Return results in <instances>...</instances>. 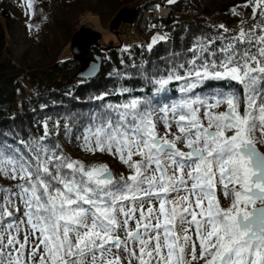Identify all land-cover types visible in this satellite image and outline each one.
I'll list each match as a JSON object with an SVG mask.
<instances>
[{"label": "snow or ice", "instance_id": "snow-or-ice-1", "mask_svg": "<svg viewBox=\"0 0 264 264\" xmlns=\"http://www.w3.org/2000/svg\"><path fill=\"white\" fill-rule=\"evenodd\" d=\"M242 7L247 29L220 24L165 69L145 68L139 89L90 97L99 103L79 129L46 120L39 136L0 132L11 182L0 185V264H264V0ZM61 128L127 174L68 154Z\"/></svg>", "mask_w": 264, "mask_h": 264}, {"label": "trees", "instance_id": "trees-1", "mask_svg": "<svg viewBox=\"0 0 264 264\" xmlns=\"http://www.w3.org/2000/svg\"><path fill=\"white\" fill-rule=\"evenodd\" d=\"M38 1L35 0L34 6L39 5ZM245 2L227 0L215 8L206 5L203 0H176L175 3H169L171 12L165 22L168 32L166 40L158 42L151 51L148 47L140 46L129 52L121 48L109 49L105 53L107 58H104L100 74L87 81L76 77L79 63L71 56L62 59L61 54L70 46L74 34L81 29L79 23L84 11L91 10L88 6V9L83 10L80 1H62L59 15H47L39 9L38 24L50 26L52 34V39L48 37L46 42L49 55L43 62L24 65L13 56L9 46V29L14 21L5 8L10 0H0V132L9 138L39 136L43 134L42 124L46 120L49 129L54 121H68L74 129L80 124L78 117L87 115L99 103L90 100V97L118 92L125 86L139 89L143 86L141 72L145 68L149 73L157 68L165 69L174 62L170 58L176 53H187L194 38L215 35L220 24H224L231 35L237 34L241 28L247 29L253 21L251 8L242 7ZM238 5L241 6L237 9L240 15L233 16L230 10ZM94 9L90 12L100 17V12ZM141 14L136 10L132 23L141 18ZM92 49L96 50L97 47ZM125 73L131 79H126ZM107 99L115 103L124 97L112 95ZM69 138L63 134V128L61 135L54 137L74 158L86 163H106L117 174L126 170L123 165H111L107 159L113 156L107 154L97 153L94 159H83L74 153L75 148L68 144ZM0 185L10 186L11 183L0 179Z\"/></svg>", "mask_w": 264, "mask_h": 264}, {"label": "rangeland", "instance_id": "rangeland-1", "mask_svg": "<svg viewBox=\"0 0 264 264\" xmlns=\"http://www.w3.org/2000/svg\"><path fill=\"white\" fill-rule=\"evenodd\" d=\"M62 1H80L83 6V10H92L95 8L97 12H100V17L95 12H90L91 10L84 11V17L79 23V29H91L94 33L101 35V40L99 41V46L97 47L93 54H99L104 58H107V51L113 48H121L122 50L129 52L132 51L136 46L148 47L154 36L162 35L165 36L162 31L163 27L160 28V19L165 21L164 14L159 15L156 11L155 6L159 5L161 7H167L168 0H39V5L35 6V15L26 14L29 12L27 8V0H10L5 10L9 17L14 21L12 27L9 29V46L11 47L13 56L24 65L34 64L36 62H43L47 59L49 53L47 52L46 42H48V37L52 39V34L49 31V27L40 26L38 21H40L39 9L46 13L47 15H59ZM208 6H213L225 3L227 0H203ZM88 6V7H87ZM129 9L134 12L139 10L141 18L130 24H122L121 27L116 30L113 27V22L118 17L120 10ZM135 14H133L134 16ZM132 16V17H133ZM130 17V19H132ZM132 21V20H131ZM33 25L30 30L28 25ZM159 27V28H158ZM102 49V50H100ZM100 52V53H99ZM104 52V53H103ZM106 53V54H105ZM61 58L73 57L71 52V44L68 45L64 51ZM78 63V62H77ZM224 109L221 108L220 111ZM79 129L76 126L74 130ZM260 134L257 133V136ZM68 144L75 148V154L81 156L83 159H94L97 157L95 155H88L82 153V150L77 142L72 138H69ZM260 151L264 152V147L260 148ZM111 165L122 166L117 158L112 157L107 159ZM127 174L126 170L123 171ZM10 182V181H9ZM11 183V182H10ZM218 198L221 201L222 206H228L229 201L225 199L222 193L217 189ZM199 253V248H197ZM135 264V261H133ZM203 264V262H200Z\"/></svg>", "mask_w": 264, "mask_h": 264}, {"label": "water", "instance_id": "water-1", "mask_svg": "<svg viewBox=\"0 0 264 264\" xmlns=\"http://www.w3.org/2000/svg\"><path fill=\"white\" fill-rule=\"evenodd\" d=\"M135 14L129 9L120 10L118 17L113 22V27L118 30L122 24L132 23L130 17ZM101 35L94 33L91 29L81 28L74 34L71 41V52L73 59L79 63V69L76 77L83 80H93L101 72L103 60L99 54L90 56L92 46H99Z\"/></svg>", "mask_w": 264, "mask_h": 264}, {"label": "built area", "instance_id": "built-area-1", "mask_svg": "<svg viewBox=\"0 0 264 264\" xmlns=\"http://www.w3.org/2000/svg\"><path fill=\"white\" fill-rule=\"evenodd\" d=\"M155 9H156V11L159 13V15H161V14H164V15H166L165 16V21H163L162 19H160V23H159V25H160V28H161V26L163 27V29H162V31L164 32V34H165V36H168V32H167V28H166V24H165V22L167 21V19H168V17H169V14H170V12H171V8L169 7V8H167V7H161V6H159V5H156L155 6ZM159 28V27H158Z\"/></svg>", "mask_w": 264, "mask_h": 264}]
</instances>
